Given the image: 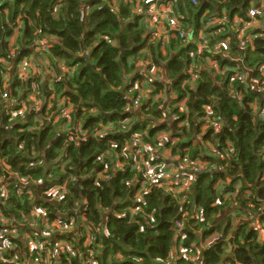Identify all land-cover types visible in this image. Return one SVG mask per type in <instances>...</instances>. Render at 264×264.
I'll return each mask as SVG.
<instances>
[{
	"label": "trees",
	"instance_id": "obj_1",
	"mask_svg": "<svg viewBox=\"0 0 264 264\" xmlns=\"http://www.w3.org/2000/svg\"><path fill=\"white\" fill-rule=\"evenodd\" d=\"M166 1L169 0H151L150 4L163 6ZM173 1L175 15L182 23L177 32L188 30V26L196 38L205 27L210 29L209 22L225 16L230 20L240 15L244 25L248 21L245 18L249 0H196V5L191 0ZM147 6L142 5L146 9ZM136 7L137 2L133 0H0V228L2 223L16 221L20 225L17 232L33 236L36 225L42 222L33 213L34 208L45 212L49 224L71 226L73 223L81 230L80 234L90 224L103 232L93 235L96 242L90 247L82 246L84 238L75 244L81 247L77 254H81L84 262L92 259L97 264H166L173 261L176 245L194 256L196 250L192 246L198 242L199 230L205 224L193 214L194 205L197 208L206 205L208 209L206 221L208 218L213 227L207 236L216 230L223 231L227 222L226 219L216 222V216L230 204L228 200L224 203L226 206L213 205L219 178L231 179L226 192L238 190L234 201L243 208L250 204L260 207L255 198L257 192L264 198V118L260 115L264 111V92L239 82L230 83L232 73L220 75L206 67V58H212L210 51L223 42L227 30L222 33L218 32L219 28L211 30L216 45L203 55L196 54L197 43L184 46L178 37L162 47L161 42L150 41L149 21L135 13ZM17 20L21 23L19 34L11 43ZM259 34L252 44L247 38L233 41L234 49L241 55L239 67L251 71L252 80L264 78L260 70L264 68V31ZM42 40L51 44L44 54L37 53ZM163 49L167 53L179 50L170 57L162 53ZM29 56L36 62L38 59V66L40 56L43 61L46 56L54 74L45 76L44 81L40 80L42 75L37 76L42 88L40 99L47 101L43 110L39 112L28 102L27 110L15 115L17 110L6 107L2 95L7 91L16 103L27 102L31 79H20L17 66ZM213 58L219 60V57ZM148 59L151 62L148 72L155 70V66H165L166 77L173 82L179 99L188 98V113L174 109L172 119L167 118L164 124L149 129L144 135V144L153 147L159 134L172 133L176 139L172 154L184 156L186 146L182 140L202 132L201 127L206 124L205 106L212 108L214 123L222 127L220 131L206 128L204 142L214 144L221 155L210 154L207 159L210 170L198 173L187 203H182V194L173 196L157 188L144 194L142 201L134 203L130 199L133 191L140 192L144 180L131 169L136 150L127 131L133 135L143 133L142 123L162 119L159 104L155 103L139 111L125 112L131 104L128 95L136 96V92L131 93L136 82L151 80L147 72L137 69L138 63ZM194 62L198 64L199 79L195 89H191L184 84L191 80L188 70ZM62 64L67 67L66 71L61 70ZM135 73L136 79L129 85L126 76ZM157 82L154 83L157 91L164 90L166 86ZM62 99L67 100V108L73 107L70 120L63 116ZM52 115L57 122H46ZM184 120L189 121V126L179 127ZM128 121L132 122L126 130ZM108 122L114 123L118 130L94 137L100 125ZM79 126L87 132L85 141H80L76 130ZM165 151L162 149L161 153ZM121 153L126 158L118 162L123 168H117L118 163L106 164L111 178L101 180L98 185L94 177L105 169L104 162L110 155L116 158ZM198 153L205 155L200 146H191L192 159ZM64 154L68 155L67 164L59 168ZM148 154L145 153V158ZM19 177L28 178L33 186L24 188L21 195L17 194ZM36 182L43 187H36ZM237 184H242L241 189ZM63 185L67 187V194L56 212L47 192ZM246 192L251 195L247 197ZM128 208L141 210L131 214ZM81 209L80 215L64 217L70 211ZM184 213L188 217L184 218ZM150 214L153 222L145 216ZM177 221L184 222V241L178 239L175 231ZM229 223L230 220L222 233V241L204 254L203 264H220L228 256ZM74 238L71 235L68 240L71 242ZM239 238L243 243L237 244L230 262L264 264V245L259 244L256 232L243 226L235 240ZM176 254L177 264H192ZM14 255L13 251L5 253V262L0 264L22 263L30 257V252L21 245L18 257ZM119 255L122 259L117 258ZM11 258L16 260L7 262ZM60 264H81V258L64 254Z\"/></svg>",
	"mask_w": 264,
	"mask_h": 264
},
{
	"label": "built area",
	"instance_id": "obj_2",
	"mask_svg": "<svg viewBox=\"0 0 264 264\" xmlns=\"http://www.w3.org/2000/svg\"><path fill=\"white\" fill-rule=\"evenodd\" d=\"M128 1V0H123ZM137 2V7L135 13L138 16H142L145 19L149 21V33L151 35V42L157 43L161 42L162 47H165L166 43H169L168 40L165 38L166 35H172L173 39L179 38L182 40V43L184 46L190 45L192 43H197L198 49L196 51V54L203 55L204 52L207 51V43L203 42V38L205 36L204 33H201L198 38L190 39L191 32L188 30L183 29V31L177 32L179 29H181L182 23L181 20L176 17V5L171 4L169 2V5L167 6H158L155 4H150L151 0H133ZM192 2L195 4L196 0H192ZM144 3V4H143ZM148 5L147 9L143 8L142 5ZM116 7V6H115ZM169 7V8H166ZM262 12L264 14V0H260L259 7L258 8H250L248 9V17L252 21L258 18L259 12ZM242 21V20H241ZM246 25H244V29L249 28L248 21H245ZM18 24V27L15 28V34L12 36L11 43L14 42V38L17 34H19L20 30V20H17L16 22ZM227 23L228 18L222 17L220 19L218 26V32L222 33L225 32L227 29ZM160 24H162V29L160 30ZM210 27L213 25L211 22L208 23ZM168 26L169 29L164 30V26ZM151 30V31H150ZM169 32V34H167ZM40 34H42V31H39ZM170 37V39L172 38ZM155 39V40H153ZM50 43L42 40L40 42L39 49L37 50V53L44 54L48 47H50ZM224 48V50H228V46L224 44L223 42L217 45L213 51H210L211 56H218V53H220V50ZM223 50V49H222ZM212 56V58H213ZM195 57V54H192V58ZM212 58H208L207 62L210 63L212 69L216 68V63ZM43 56H40L39 63L43 62ZM41 64V63H40ZM61 70L66 71L67 67L62 64ZM216 71V70H215ZM141 72H146L145 67H142ZM156 70H153L152 72H149V75L151 76V81L157 77L156 76ZM198 64L196 62L193 63V65L189 68L188 74L191 78L189 82H196L198 79ZM39 73V66L38 63L35 61L33 56L25 57L23 60H21L18 63L17 66V74L20 79L26 80L31 79V82L29 84V93L27 95V102L22 103L21 105L19 103H16V101L11 98V95L9 92L5 91L2 95L3 100L8 102L9 108H15L17 110L16 114H23L27 110L28 102L33 103L36 110L41 112L43 108L45 107V103L47 101H42L40 99L42 88H41V82H38L37 75ZM217 74L221 75V72L216 71ZM251 72L245 71L243 72H237L234 73L230 77V83L239 82L242 85L251 86L254 89H257L261 93L264 92V78L263 79H254L251 80ZM251 81V82H250ZM134 91L137 93L136 98L132 100L131 104H129L128 108L125 110L126 113H131L132 111H139L144 107V103L142 102V88L138 84V82L135 84ZM154 102V101H153ZM61 106L65 109L63 116L67 119H71L70 114L73 110V107L70 106V108L66 107L67 100L62 99L61 100ZM152 105V102H150ZM149 103V104H150ZM48 111L51 109V107H47ZM204 114H205V125H202L205 128L213 127L215 130L220 131L222 129L220 124H216L214 117V112L212 108L209 106L204 107ZM261 117L264 118V111L261 110L260 112ZM53 116V115H52ZM175 116V115H174ZM53 120V123H56V119L53 118H47V121ZM153 122V120H151ZM130 124L128 123V126L130 128ZM101 129L94 134V137H101L106 131H113L116 132L117 128L115 127L114 123L108 122L107 124H101ZM76 129V128H75ZM77 133L79 132V135L81 136L80 141H85L87 132H83L82 128L79 126L76 129ZM74 132V129L72 130ZM128 135L131 132L130 130L127 131ZM144 133H138L135 135H131V140L133 142V147L135 148V154L132 158V165L131 169L133 172H137L142 179L144 180L142 187L140 188V191L143 194L150 193L151 188H157L165 192L166 194H173V196H177L179 194H182V203L188 202V193L192 191L193 185L196 182L197 174L201 172V159L197 157L196 159H188L185 158L183 161L179 160L177 164V168H175L174 163L170 162H160L159 158L157 160V163H155L154 160L148 157L145 158V153H149V151L152 149L150 145L144 144ZM162 135V134H161ZM160 135V136H161ZM159 136V137H160ZM158 137V138H159ZM170 139L168 135H164L163 139L158 140L159 142H163L164 140L174 146L176 139L172 136ZM230 153L233 150H229ZM217 155H220L219 151H216ZM64 160L62 164L59 166V168H64V166L67 164L68 155H63ZM62 158V159H63ZM104 157H101L100 159H103ZM65 164V165H64ZM172 164L173 166H169ZM123 164H117V168H123ZM6 168H8L6 166ZM110 167L106 166L105 169L101 172L95 175L94 180L99 185L101 180H109L111 178V175L108 173V169ZM195 174L197 175L195 177ZM19 189L17 191L18 195H21L23 193V189L26 187H31L32 185L29 184V180L26 177H19ZM41 184L39 182L35 183V186L38 187ZM33 187V186H32ZM43 187V186H42ZM67 187L66 186H55L50 188V190L47 192V195L51 197V202H57L60 204V202L65 198V195L67 194ZM238 190L231 193L229 196L232 199H235L237 197ZM131 210V214H136L141 209H133L128 208ZM78 212V211H76ZM33 213L37 216H40L42 218L41 225H36L35 227V234L33 236L27 234V233H19L17 232V229L20 227L18 222L14 221L12 223H2V228L0 231V262H5L4 255L8 252H14L13 257H18V249L21 247V245L25 248L29 249L30 257L28 259L23 260L22 263L19 264H60V260L62 255L69 254L73 257H80L81 258V264H97L92 259H88L84 262V259L80 255L77 254V252L81 249V247L75 245L76 243H80V239H85L83 243V247H90L93 244H95V238L93 235L95 233L100 234L103 231L99 229H94L93 226L90 224H87V228L85 229L86 232H83L80 234V231L75 224L72 223L71 226H64L58 222H55L53 224H49L47 218L45 217L46 214L44 211H42L40 208H34ZM69 213V212H68ZM67 213V214H68ZM199 213V212H198ZM260 215V211H259ZM261 215L264 216V209L261 211ZM1 216V214H0ZM70 216V215H69ZM147 218H149L152 222L154 221V217L152 214L145 215ZM184 218L188 217V213H184ZM199 218V215H197ZM201 217V216H200ZM257 220H255V223H253V229L257 230L259 235L263 236L264 229L257 224ZM256 225V226H255ZM258 226V228H257ZM175 231H177L178 239H181V241H184L186 237L183 235V232L185 230L184 222L183 221H177L175 223ZM105 232V231H104ZM75 235V238L70 242L68 240L69 236ZM105 235L107 236V233L105 232ZM264 241V239H263ZM34 252H36V255H34ZM181 256L185 259H188L184 254L187 252L185 249L180 248ZM183 253V254H182ZM93 255V253L91 254ZM177 260V255L175 256ZM118 258L122 259L121 255L118 256ZM16 259H10L7 260L9 263H13ZM225 262V261H224ZM166 264H177L176 262H168ZM224 264H228L225 262Z\"/></svg>",
	"mask_w": 264,
	"mask_h": 264
},
{
	"label": "crops",
	"instance_id": "obj_3",
	"mask_svg": "<svg viewBox=\"0 0 264 264\" xmlns=\"http://www.w3.org/2000/svg\"><path fill=\"white\" fill-rule=\"evenodd\" d=\"M169 2H171V4H173L175 1H173V0L166 1V4L164 6L169 5ZM259 3H260V0H249L248 9L258 8ZM166 8H169V7H166ZM245 19L248 20L249 28H247V29H244V24L241 21L243 19H242V17H240V15H235L232 19H230V20L228 19V23H227V27H226L227 32L224 34L223 43L226 44L229 49L226 51L222 47L223 50L220 53H218V56L222 55L223 58H221L220 56H219V60L217 58H213L214 62L216 63V68L214 70L221 72V75H227V74H231V73L233 75L234 73L242 72V71L246 70V69L243 70L241 67H239V65H241V55L239 54V52L237 50L234 49L233 41L235 39L238 41L241 38H247V41H249L252 44L255 41V39L257 37H259V35H260L259 33L264 31V14L261 11L259 12L258 18L255 19L254 21L249 19L248 12H246V18ZM219 21H220V19L215 20V21H211V24L213 25L212 27H210L209 24H207V26L210 29H207L205 27L204 30H201L203 28L200 29L201 31L199 30L200 32H203L205 34V36L203 38V42L207 43V45H208L207 50H209V51L213 46L216 45V43H214V41H216V40L213 38V34H212L211 30H213L214 28H218L217 25L219 24ZM186 28L188 29V31H190L192 33L190 36V39L191 40L193 38L195 39L196 35L193 34L191 27L187 26ZM159 29L163 30L162 24H160ZM165 29H169V27L166 25V26H164V30ZM167 34H169V32H167ZM170 37H172V35H170V34L165 36V38L168 40V42L170 44L173 41H176L175 38L173 39V37H172L170 39ZM153 40H155V39H153ZM178 50L179 49H177L176 51L172 50V51H170V53H167V52H165V49H163L162 53L165 56L173 57L174 55H176V52ZM218 56H216V57H218ZM206 59H208V58H206ZM219 61H221V64L219 63ZM144 62H140L137 64L138 72H139V70L141 71L142 67L148 68L149 65H151V62L149 59L144 60ZM37 63H38V59H37ZM40 63L41 64L39 65L38 75H42V79H40V80L44 81L45 76H48V75L54 74V73L52 71L49 60L46 56H44V61L40 62ZM206 65H207L206 67L212 68L210 63L207 61H206ZM159 67L155 66V70L157 71L159 69L160 71L157 73V77H155L152 81H155V82L158 81L157 83H162L164 86H166L164 90L157 91L155 85H151L150 83H147V81H148L147 79L141 83L138 82V84L141 86L142 91H143L142 102L145 104L144 106H147L150 102H152V104L155 103V105L159 104L158 108L160 110V114H162V119H160L157 122L153 120L152 123L147 122L145 124H143V123L141 124V128H142V131L144 134H148L149 129L155 128V127H158V126L164 124L167 121V118L172 119V117L174 116L173 111L176 108H178L181 113H186V114L188 113L187 112L188 111V108H187L188 107V98L183 99V100L179 99L177 93L173 90V82L169 81L166 77V73L164 70L165 66L163 68L161 66H159ZM260 70L263 71V73H264V68H261ZM250 74H251L250 77H252V72ZM134 79H136V73L134 75L130 74V75L126 76V80L128 81L129 85L132 83V81ZM198 79L196 82H194L195 84L193 87L189 84L190 82H186L184 85L187 84L191 89H195L196 84L198 82ZM251 80H252V78H251ZM149 81H151V80H149ZM134 89H135V85H134V88L131 90V93L135 92ZM135 95H137V93ZM128 97H129V101H131V102H132V100H134L136 98V96L132 97L129 95H128ZM5 102H7V101H5ZM5 102H4V104H5ZM6 105H7L6 107H8V102L6 103ZM147 118L151 119L149 117H147ZM163 119L165 120L164 123L162 122ZM56 122H57V119H56ZM131 122L132 121H128L125 125L128 126V123H131ZM178 125H179V127H184V126L188 127L189 121L188 120H184L183 122L181 121ZM201 128H202L201 129L202 132L199 135H194L193 137L185 138L184 140H182V142H184L185 146H186V148L184 150V153H186V154L184 156H181V153H179L178 155L172 154V151H173L172 149L175 147L174 146L171 150H169L167 152L168 156L164 157L163 154L161 155V160H163V161L165 160L166 162L174 163V164H176L175 168H177V164H178L179 160L183 161V159H185V158L192 159L193 156L191 154V146L192 147L200 146V150L205 151V155L200 154V153L197 154V156L201 159V167H202L201 169H202V171H205V170L207 171L208 169L210 170V164L207 162L208 157L211 156L210 154H212V156H214V157H220L221 154L217 155L216 151H218V150L215 149L216 147L214 144H207V142H204L203 136L206 132V128H203V126ZM129 134H130V137H131V135H133L132 132H130ZM162 135H164V134H162ZM167 135L169 136L170 139H173V138H171L173 135L172 133H167ZM192 160H194V159H192ZM120 162L122 163L121 160H120ZM169 166H173V165L170 164ZM213 168H215V167H213ZM213 171H215V170H213ZM197 175L195 174V177ZM230 182H231V179L223 180L222 178H219V180L217 182V187H216L217 199L215 200V202L213 204L214 206H222V205L226 206L224 203L226 201L230 200L229 206L227 205L226 208H224V210L222 212H220V215L216 216V222H217V219L218 220L219 219H226L227 222H228V220H230V223L228 225V227H229L228 233L229 234H228V237H226V240L228 241L227 242L228 243V246H227L228 256L224 257L221 260L220 264H224L225 262H227L228 264H232L230 262L229 258H231L233 256L234 249L236 248L237 244L243 243L242 238L235 240L236 234L239 233L240 230H242L243 226H246L249 231L256 232L259 244L264 245V241H263L264 232H263V236H261V235H259L257 230L253 229L254 228L253 223H255V220H257V222H258L257 224L260 225L264 229V216L261 215V211L264 209V198H261L259 195V192H257V195L255 198L258 199L256 202L259 203L260 207L256 208L250 204V205H248V208H243V207L239 206L234 201L235 199H232L229 196L231 193L227 194V192H226V189L228 187L227 184ZM241 185L242 184H240V185L237 184V186H240V189H241ZM189 193H191V192H189ZM250 195H251L250 192H246L247 197H249ZM220 197H222V200ZM207 202L208 201H206V203ZM198 210H200V211H198ZM207 211H208V209H207L206 205L202 208H200V206L197 208L194 205L193 214L196 215V219L203 221L205 224L203 225V227L200 228V230H199L200 232L198 231L199 232L198 233L199 240H198V242H196L194 244L195 247H198V250H196L194 248V245L192 246V248H194L196 250L195 251L196 254H194V256L191 254H188L187 252L184 254L188 258V260L190 262H192V264H203L204 254L209 250L210 247H212L213 245L218 244L220 241H222V238H223L222 233L227 226V222H226V225L224 226L223 231L219 232L218 230H216L215 232H212L211 235L207 236L208 230L213 227L212 222H210L208 220V218L206 221ZM259 211H260V215H259ZM197 215H199V218L197 217ZM221 222H223V221H221ZM217 226H218V224H217ZM257 228H258V226H257ZM234 240L236 241L235 245L233 244ZM176 253L181 254L180 248L177 245L174 247V249L172 251L173 256L171 255L174 258L173 259L174 262L177 261L176 257H175L177 255Z\"/></svg>",
	"mask_w": 264,
	"mask_h": 264
},
{
	"label": "rangeland",
	"instance_id": "obj_4",
	"mask_svg": "<svg viewBox=\"0 0 264 264\" xmlns=\"http://www.w3.org/2000/svg\"><path fill=\"white\" fill-rule=\"evenodd\" d=\"M192 1V0H191ZM193 3V2H192ZM194 4V3H193ZM197 4V2L195 3V5ZM151 41V40H150ZM145 70H146V72L149 74V72H148V68H146L145 67ZM148 80V79H147ZM147 83H150L151 85H154V83H156L155 81H147ZM192 87L194 86V82H190L189 83ZM156 87V86H155ZM164 119H163V123H164ZM203 128H205V127H203ZM129 129V127H127L126 128V130H128ZM160 136V134L158 135V137ZM158 137H156L155 138V140H154V142L155 143H153L154 144V146L152 147V149L149 151V158L150 159H152V160H154L155 161V163H157V160H158V157L160 158V160L159 161H163V160H161V155L163 154L164 155V157L165 156H168V154H167V152L169 151V150H171L172 148H173V146L171 145V144H169V143H167L165 140L163 141V142H158V140H160V139H163L164 138V135H161L159 138ZM162 149H165L166 151H165V153H161V150ZM121 158H124V160H126V158L125 157H123V155H122V153L121 154H119V155H116V158H112V155H110L109 157H108V160L107 161H105L104 162V164H105V167L107 166L106 164H108V165H115L116 163H118V162H120L119 160H121ZM164 162V161H163ZM119 164V163H118ZM129 190L127 191V192H129L130 191V186L129 187H127ZM138 193V194H137ZM134 192L133 191V193H132V196H131V200L135 203V202H139L140 200L142 201L143 199H144V194L140 191V192ZM194 248L196 249V250H198V247H195V245H194ZM118 258V257H117ZM120 259V258H119Z\"/></svg>",
	"mask_w": 264,
	"mask_h": 264
},
{
	"label": "water",
	"instance_id": "obj_5",
	"mask_svg": "<svg viewBox=\"0 0 264 264\" xmlns=\"http://www.w3.org/2000/svg\"><path fill=\"white\" fill-rule=\"evenodd\" d=\"M123 53H124V51H123ZM220 57L223 58L222 55H220ZM128 136H130V134ZM40 187H42V185L38 186V188H40ZM50 203L53 204V205H55L56 212H57L58 207H59V204L57 202H50ZM81 212H82V209L80 211H78V212H76V211H70L68 214L64 215V217H68L69 215H80Z\"/></svg>",
	"mask_w": 264,
	"mask_h": 264
},
{
	"label": "clouds",
	"instance_id": "obj_6",
	"mask_svg": "<svg viewBox=\"0 0 264 264\" xmlns=\"http://www.w3.org/2000/svg\"><path fill=\"white\" fill-rule=\"evenodd\" d=\"M221 51H222V49L220 50V52H221ZM219 56H220V55H219ZM219 56H218V57H219Z\"/></svg>",
	"mask_w": 264,
	"mask_h": 264
},
{
	"label": "flooded vegetation",
	"instance_id": "obj_7",
	"mask_svg": "<svg viewBox=\"0 0 264 264\" xmlns=\"http://www.w3.org/2000/svg\"><path fill=\"white\" fill-rule=\"evenodd\" d=\"M193 190V189H192Z\"/></svg>",
	"mask_w": 264,
	"mask_h": 264
}]
</instances>
